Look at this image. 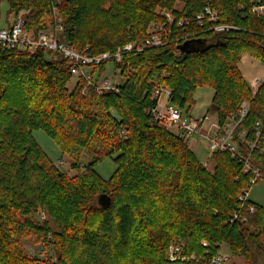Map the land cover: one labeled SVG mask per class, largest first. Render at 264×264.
I'll return each instance as SVG.
<instances>
[{
    "label": "trees",
    "instance_id": "1",
    "mask_svg": "<svg viewBox=\"0 0 264 264\" xmlns=\"http://www.w3.org/2000/svg\"><path fill=\"white\" fill-rule=\"evenodd\" d=\"M4 1L15 16L23 9L40 13L57 7L65 41L77 50L88 47L89 55L144 41L150 24L164 31L161 45L123 51L120 62L97 65L96 77L111 62L126 80L117 92L90 88L89 98L99 108L95 112L81 94L80 81L68 89L72 75L64 58L53 59L41 47L0 45V264H34L20 260L15 243L26 225L23 214L36 199L63 225L85 215L69 240L62 234L50 242L63 251L60 242L72 240L73 253L63 251L46 264H210L222 243L247 264L253 262V249L264 255V206L249 196L239 200L251 187L252 172L226 151L212 153L209 171L187 142L149 112L157 101L155 86L169 90L168 103L184 114L198 87L212 88L220 124L246 102L247 115L234 137L244 131L238 146L264 178V81L253 92L238 66L244 53L264 63V16L252 11L264 0ZM206 7L217 13L216 22L207 15L198 22ZM181 20L187 23L178 25ZM22 24L29 30L26 20ZM217 25L226 28L216 31ZM186 40L195 43L180 50ZM131 65L138 67L139 78L126 74ZM257 122L260 138L251 150L246 141L253 139ZM35 130L44 131L73 159L80 154L93 158L85 174L65 176L39 147ZM105 158L115 164L107 179L95 170ZM102 193L111 197L107 208L97 204ZM238 211L246 220L234 219ZM174 239L184 240L186 260L169 259Z\"/></svg>",
    "mask_w": 264,
    "mask_h": 264
},
{
    "label": "rangeland",
    "instance_id": "2",
    "mask_svg": "<svg viewBox=\"0 0 264 264\" xmlns=\"http://www.w3.org/2000/svg\"><path fill=\"white\" fill-rule=\"evenodd\" d=\"M57 3L59 5L62 4L61 0H57ZM175 7L177 10H181L183 5L181 2H178L176 3ZM25 20L28 23L29 30H27L26 28L24 29L29 35L31 33L35 35L36 33H34V30L36 27H39L40 30L38 31V33L43 32L44 34H47L46 36L48 39L57 38L62 42H66L65 35L62 32L63 27L61 24V14L59 13L57 7H49L40 13L35 11L33 8L23 9L15 16L14 14H8L7 2L4 0H0V29L8 28L12 24H15L19 21L22 23ZM156 27L157 26L155 24H150L148 33H154L155 31H157ZM87 48L88 47H85V49L82 51L77 49L76 50L79 53L88 54L86 52ZM56 53L57 52L51 51L50 57L53 59H60V54ZM245 54H248L249 57L239 61L238 66L243 76L251 81V89L253 92H255L259 83L261 82L259 80L264 81V63L259 62L250 53ZM67 65L69 66V63H67ZM136 67L137 66L134 65L128 67L126 74H128V72L130 74L136 73L137 77L139 78V69L138 67ZM84 70L87 72L86 75L93 73L94 77L96 78L95 86H100L105 80L110 81L111 84H120L126 80L125 74H121L119 70L115 69L111 62L106 64L104 71L101 72L97 77V66H87ZM71 75L72 78L67 84L68 89L70 91L74 90V88L76 87V82L80 81L79 85L82 86V96H84L85 100H89V102H91L90 104L94 112L97 111L99 108L92 104V100H90L89 98L91 90L90 88L93 87L91 85H88L85 79L78 77L77 75ZM94 91H96V89H94ZM213 93L214 91L212 88H209L207 86L198 87L193 94V105L191 106L189 112H185V114L190 117H201L206 114L207 116H209L210 122L215 121L217 117L212 106ZM166 103L167 95L165 92H163L159 97V108L162 111ZM242 105H247V103L243 102ZM112 114H114L113 111ZM210 122L208 123V125L204 126L203 131L209 129L211 125ZM32 134L39 147L46 153L47 157L57 166V168L61 172L65 174V176H68V178L76 177L82 173L85 174L87 170L86 166L93 162V158L84 154H80L78 158L73 159L67 153H61L55 142L42 130H35ZM188 141L189 142L187 144L188 146L190 145L192 147L193 153L197 160L202 164L205 163L206 165L204 166L209 171H211L214 167V161L208 155L209 152L207 150V140L199 135H194ZM72 165L77 166L76 168H74ZM95 170L103 179H107L115 170V164L113 163L112 159L105 158L95 165ZM249 199L264 206V178L259 179L257 183L252 185L250 189ZM27 201L28 199L26 198V202ZM29 209L30 210L28 213L23 214L24 216L22 217V219L25 220L24 222L26 223V225L23 227V233L17 236L15 243L17 251L20 252L21 257L23 258L20 260L25 261L28 259L34 262V264H46L51 260H57V258H59L62 253L64 254L63 251H71L73 253L75 249L74 247L76 246L72 240L67 242V244H63L60 242L61 249L63 251L52 247L50 242L52 238L54 240H57L58 237L56 236H60L62 234H66L65 236L67 240H69L70 236L68 235L72 231L73 234H76V230L81 224L80 220L82 218H85V215H83L84 213H82V216L80 218H77L78 220L70 223L68 222L67 224L63 225L64 221L62 220V218L53 217L42 205V202L39 199L33 200ZM179 241L181 244L184 243V240L181 239H174L173 243H179ZM252 252L253 262L251 264H264V255L254 249L252 250ZM219 253L223 257H225V264H247L245 257L239 254L232 253L229 250L228 245L225 243L221 244ZM178 256V260H186V257L182 256V251ZM190 256V259L195 257L194 254H191Z\"/></svg>",
    "mask_w": 264,
    "mask_h": 264
},
{
    "label": "built area",
    "instance_id": "3",
    "mask_svg": "<svg viewBox=\"0 0 264 264\" xmlns=\"http://www.w3.org/2000/svg\"><path fill=\"white\" fill-rule=\"evenodd\" d=\"M252 11L255 15L264 16V5L254 6ZM168 22L172 21V16L170 13H164ZM207 15L208 20L211 22H216L218 19L217 13L206 7L203 14H198L196 19L201 22L203 17ZM182 20L178 22V25H182ZM59 26V25H57ZM157 26V25H156ZM58 28V27H57ZM226 28L223 25H217L214 27L216 31H222ZM157 31L151 33L144 41L130 42L125 44L122 48H119L115 53L104 52L99 55H89L85 53H79L67 42H62L60 40L47 38V34L40 32L38 34H28L24 29L23 24L19 21L12 24L8 28L0 29V45L6 48H37L41 47L46 50L57 52L62 58L69 63L70 73L77 75L86 80L88 85H91L98 93L106 91H118V84H111L110 81H103L100 86H95V77L93 73L86 75L84 70L87 66H97L103 60L114 59L116 62H120L122 58L123 51H131L136 49L137 51L143 50L148 47L159 46L162 44L160 33L163 27L157 26ZM99 83V82H97ZM164 88L160 86H155L153 89V96L157 99L156 104L149 112L153 115L164 128L170 130L175 135L182 138L185 142H189L194 135H199L207 140V150L209 152V157L212 158V153L215 151H226L232 158L238 160L244 166L245 171L252 172L253 176L250 179L251 187L256 183V181L261 177L260 169L253 167L250 164L249 154L245 155L238 146V141L244 140L245 133L240 131L237 134V140L234 137L237 127L243 121L247 115V105H242L236 114H230L227 120L220 124L218 120L210 122L209 116L206 114L201 117H190L183 112L176 109L174 106L167 103L164 106L163 111L159 108V97L164 92ZM211 123L209 129L203 131L205 125ZM253 139L251 141H246L249 149H253L257 146L260 138V125L257 122L253 129ZM250 187V189H251ZM250 189L243 192L240 195L239 200L243 203L246 201L250 194ZM234 213V219L244 221L246 216L239 213ZM249 212H254V206H249ZM181 243H172L168 247V257L171 261H176L179 259V253L182 251ZM191 257V256H190ZM194 259V258H192ZM225 257H223L219 252L211 259L210 264H225Z\"/></svg>",
    "mask_w": 264,
    "mask_h": 264
},
{
    "label": "water",
    "instance_id": "4",
    "mask_svg": "<svg viewBox=\"0 0 264 264\" xmlns=\"http://www.w3.org/2000/svg\"><path fill=\"white\" fill-rule=\"evenodd\" d=\"M193 43H195V40H186L179 46V48L180 50H186L187 48L192 46ZM97 204L101 208H107L111 204V197L105 193L99 194L97 196Z\"/></svg>",
    "mask_w": 264,
    "mask_h": 264
},
{
    "label": "crops",
    "instance_id": "5",
    "mask_svg": "<svg viewBox=\"0 0 264 264\" xmlns=\"http://www.w3.org/2000/svg\"><path fill=\"white\" fill-rule=\"evenodd\" d=\"M247 57H249L248 54H245V53L242 54L240 61L243 60V59H245V58H247ZM245 79L249 82V84H250V86H251V85H252V84H251V81H250L249 79H247L246 77H245ZM259 81H262V80H259ZM164 92L166 93V95H167V97H168V95H169V90L165 89ZM189 146H190V145H189ZM190 148H191V150H192V147H191V146H190ZM192 151H193V150H192ZM203 165H206V164L204 163ZM211 166H212V165H211ZM211 166H210V167H211ZM212 167H213V166H212ZM211 169H212V168H211ZM248 198H249V197H248ZM252 201H253V200H252ZM254 202H255V201H254ZM256 203H257V202H256ZM258 204H259V203H258Z\"/></svg>",
    "mask_w": 264,
    "mask_h": 264
}]
</instances>
